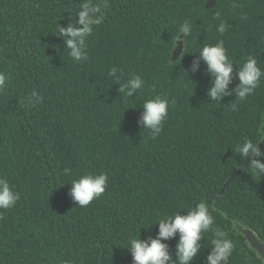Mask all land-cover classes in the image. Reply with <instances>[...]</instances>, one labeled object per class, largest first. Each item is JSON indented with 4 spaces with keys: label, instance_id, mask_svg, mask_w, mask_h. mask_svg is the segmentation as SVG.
<instances>
[{
    "label": "trees",
    "instance_id": "trees-1",
    "mask_svg": "<svg viewBox=\"0 0 264 264\" xmlns=\"http://www.w3.org/2000/svg\"><path fill=\"white\" fill-rule=\"evenodd\" d=\"M206 1L110 0L105 21L88 38L89 59L73 62L55 34L80 0H0V71L11 77L0 92V176L20 193L16 206L0 209V264H132L130 238H155L158 225L150 224L184 215L201 199L215 206V223L190 264H205L217 228L235 245L229 264H264L235 225L264 242V175L252 177L250 161L235 154L242 138L264 140V79L232 111L234 93L208 100L210 75L197 53L223 39L237 68L253 55L264 69V0H216L211 8ZM215 11L230 25L223 35ZM185 19L192 35L171 60ZM235 66L229 92L238 84ZM112 67L123 73L119 82L108 75ZM132 74L145 85L124 98L119 84ZM34 89L41 102L23 106ZM157 94L170 107L153 140L139 121L143 102ZM258 147L264 150V141ZM85 172L109 179L105 193L82 208L69 192ZM178 239L163 241L173 260Z\"/></svg>",
    "mask_w": 264,
    "mask_h": 264
},
{
    "label": "clouds",
    "instance_id": "clouds-1",
    "mask_svg": "<svg viewBox=\"0 0 264 264\" xmlns=\"http://www.w3.org/2000/svg\"><path fill=\"white\" fill-rule=\"evenodd\" d=\"M110 7V0H80L76 14L69 15L67 26L60 27L57 24L55 35L63 38L64 51L67 50V56L73 62H85L89 59L87 53L88 38L93 35L95 28L105 21ZM237 7L239 5L233 2L232 8ZM72 16L77 17V19L73 20ZM240 18L247 20L248 15L241 12ZM213 19L218 21L216 32L223 35L230 25L223 19L220 11L213 13ZM193 27V22L189 19H185L179 25L178 34L175 37V46L178 40H182L184 48L186 38L192 35ZM197 53L206 64V72L210 75L207 90V98L210 102L218 103L222 97L232 96L234 93L235 98L233 100L235 102L230 104V109L237 111L238 103L245 101L261 86L262 79H264V69L258 66L257 58L248 55L237 68L228 55L223 39H218L214 44L202 45ZM234 66L238 84L233 92H229L226 91V88L233 79ZM197 68L198 63L193 62L192 72H195ZM185 72L187 73V71ZM108 75L119 82L123 73L116 67H112L109 69ZM10 80V75L0 71V92L7 88ZM119 85L120 94H123L124 98H130L142 91L145 81L140 75L132 74L126 82ZM41 100L42 97L34 89L30 96L21 101V104L23 106H35ZM142 107L143 114L139 122L142 129L148 131L149 137L155 140L167 120L170 100L167 96L157 94L146 99ZM262 141L264 140L257 142L252 138L245 137L235 146V154H238L240 160L250 161V166L246 168L249 170L248 173L259 179L264 175V162H261L260 159L264 157V150L258 147ZM70 173L71 170L68 168L63 170L64 175H70ZM108 179L109 177L105 172H85L71 180L69 195L79 207H87L93 200L99 199L105 193ZM19 200L20 193L14 190L8 179L0 176V209L9 210L16 206ZM215 211L214 205L201 199L184 215L178 211L158 218L155 223L147 227L149 228L153 224L158 225V234L155 238L149 236L141 240L138 236V238L128 240L125 248L131 254L132 264H190L202 247L203 234L213 230L215 223L213 213ZM177 233L179 239L175 245L174 255L176 259L173 260L169 252V245L163 241L172 238ZM210 243L211 251L206 256L205 264H229L235 245L231 239L227 238V233L218 228L215 229L214 238L211 239ZM62 264H73V262L64 260Z\"/></svg>",
    "mask_w": 264,
    "mask_h": 264
},
{
    "label": "water",
    "instance_id": "water-1",
    "mask_svg": "<svg viewBox=\"0 0 264 264\" xmlns=\"http://www.w3.org/2000/svg\"><path fill=\"white\" fill-rule=\"evenodd\" d=\"M216 0H207L205 3L206 8H211L215 5ZM182 36V35H181ZM183 51V43L182 40H178L176 42V46L172 49L171 60H176L180 56ZM250 164V163H249ZM238 169L235 170L232 175H230L225 183L222 185L220 191L217 196H219L225 189V187L229 184V182L235 177ZM237 229L244 235L245 239L248 241L250 246L256 250V252L260 255V257L264 260V242L261 241L257 235L248 227L240 226L238 223L235 224Z\"/></svg>",
    "mask_w": 264,
    "mask_h": 264
}]
</instances>
